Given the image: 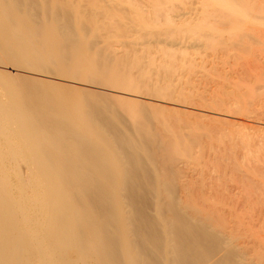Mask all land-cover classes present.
<instances>
[{"label": "bare ground", "instance_id": "bare-ground-1", "mask_svg": "<svg viewBox=\"0 0 264 264\" xmlns=\"http://www.w3.org/2000/svg\"><path fill=\"white\" fill-rule=\"evenodd\" d=\"M81 1L0 0V264H264V214L242 211L249 195L225 203L218 187L205 192L209 167L221 165L214 139L206 147L194 133L199 120L191 118L200 114L183 118L168 106L189 95L181 89L187 79L174 89L184 52L175 46L176 59L173 43L247 55L264 43V0H202L198 23L179 19L176 7L175 21L165 13L169 0H148L154 15L147 13H163V23L149 13L144 21L133 1L105 0L131 3L135 14L117 6L133 31L119 41L120 54L107 47L110 35H99L112 20L82 16ZM147 42H156L160 71L174 69L170 82L160 80L163 71L151 76L152 56L139 61L149 56ZM138 43L148 45L140 52ZM160 96L168 105L148 100ZM201 161L204 170L187 178ZM259 194L263 205L264 182Z\"/></svg>", "mask_w": 264, "mask_h": 264}, {"label": "rangeland", "instance_id": "rangeland-1", "mask_svg": "<svg viewBox=\"0 0 264 264\" xmlns=\"http://www.w3.org/2000/svg\"><path fill=\"white\" fill-rule=\"evenodd\" d=\"M59 1H60L61 5H64V4H62V2H63V3H65L66 6H68L72 0H59ZM91 1L90 0H82L81 1V3H82V9H81L82 16H88V15L90 16L91 15V17L93 16V18H94V16L96 15L98 17L99 21L103 20L104 22H108V19L112 20V23H110V25H112V24L113 25L112 26L109 25L110 27H108V26L105 27V28H107L106 30H108V28H109V30L108 31H106L105 29L101 30L99 32V35L105 40L110 35L111 41L106 43L107 47H111V48L115 47L116 49H118L117 53H119L121 50L123 51L126 47V46H122V45L119 46V44H118L119 41L126 39V35L128 38V33H129V35L133 34L132 29L129 30V27H128L129 25L125 26V24H123V22L125 20L122 21V18L120 17L122 14H120V13L125 12L124 13L125 15L127 14V11H128V13H131V12H129L130 8H131L130 2L133 1L132 2L133 7H137V8L140 7L141 8V9L139 8L140 13L142 10L146 14L145 15L143 12L141 13L142 15H145L144 19L141 16L142 19L144 21H145V19L148 20L146 18V16H148L147 14L149 13V16H151V14H150L151 12L147 13L148 7H149L148 10L152 11V14L154 13L152 9L150 10L151 6L149 5V3L152 2V4H153V2L157 1V0H154V1L151 0V2H149L148 0H145L146 3L148 2L147 3L148 5H146L144 0H130V2H129L130 5L124 4L122 2L123 1L122 0L121 2L123 4L122 3L121 4L124 6V7L122 6V8H121V4H119V3H114L115 5L109 3L110 4L109 5L108 2L104 3L105 0H102L103 1L101 3L102 5L100 4L101 8L99 7L101 10L98 7L97 8L95 7V6L99 5L101 0L100 1L91 0ZM128 1H126L127 4H128ZM97 2H99V3L97 4ZM136 2H138L139 4ZM169 2H170V4H167V5L169 7L171 4H173L174 9H172V10L174 11V14L171 13V12H173L171 10V8H173V7H171V6H170V8L165 9L166 12L165 11L164 12L167 14L169 13L170 17L175 19V21H178L179 19H182V18L183 19L186 18L188 21L190 19V22H191V19H193L194 22L198 23L197 18H198V20L201 18L199 16H200V13L202 12L201 8L203 7V5H202V7H200L201 6L200 3L202 4V0H183L184 3L183 2L181 3L180 0L179 1L173 0L172 2H171V0H169ZM94 3L96 5L94 6V8H92ZM103 4H105L107 6H104ZM117 4H119V5H117ZM141 4L145 5V8ZM174 4H176V6ZM111 5L116 7V8H114L115 10L113 9V11H112V9H111L112 7H109ZM177 5H178V7H177ZM180 5H181V7H180ZM103 6L105 8L107 7L108 11H110L109 9H111V11H112V12H110L111 15L108 14V12L106 14L102 15L103 14L102 12L105 13L107 11V9H105ZM117 6H120L121 9L125 8L124 12H123V10L118 11L119 9L117 8ZM175 7L177 9H179V10L176 9L178 11L177 12L178 16H179V13H181L180 14L181 18L179 16L178 20L176 18L178 16L176 14ZM181 8H183V9L185 8L184 12H183V9H181ZM92 9H94V10L96 9L95 12ZM116 9H118V10H116ZM186 9H187V11L188 10H190V11L187 12ZM90 10H92L93 12ZM102 10H104V11H102ZM131 11H133V9ZM89 12H91L93 14L96 13V14L92 15ZM132 13H131V15L129 14L131 16V18L135 16V14L134 13L132 14ZM182 13L184 15H182ZM84 14H86V15H84ZM124 14H123V16H124ZM160 14H161V12H160ZM160 14H159V16H157L159 18L157 21H160L163 23L162 19H163L164 14L163 13H162V15H160ZM107 15L110 17L112 16V17L110 18ZM105 16H107V17H105ZM152 16L149 17V20H150V18L151 19L153 18V20L155 21V19H157L156 13H155V17H152ZM182 16H184V17H182ZM209 18H211V17H208V19ZM212 20L213 19L211 18L210 21H208V22H210V24H213ZM157 21L155 23H157ZM121 22L124 25V27L122 26V24H121V26L119 25ZM147 22H149V21H147ZM258 27L259 26H257V29H258ZM260 28L264 29L263 26L259 27V29ZM222 29H225V28H222ZM130 33H132V34H130ZM223 33H224V31H223ZM251 33L249 35L253 36V35H251ZM153 43H156V42H151V44L148 43L149 44V45L147 44L148 46L144 43L148 47V53H149L148 55L149 56L145 57V55H147V52H142V55L137 53V56L140 55L139 61L143 62L144 64L146 63V61L148 59L147 57L151 58V56H152V58H153L152 60L155 59V61L153 64L154 66L151 65V68H150V70L152 69L151 70V73H152L151 76H154V74L157 72L159 73V76H160L161 71H163L164 68H162L163 66L157 67L156 65L157 64L159 65L163 61V59L160 57L159 53H157V51H158L156 49L157 45L156 44L152 45ZM144 44L141 45V43H140V45H139V43H138L136 47L139 48V50H140L144 46ZM173 45H174L173 47L171 46L173 48L172 52L175 53L174 56H176V59H178L180 57V61H181V62H178V60L176 61L177 63L180 64V65L178 64V66L176 68L177 71H175V72H177V73H174V74H176V77L173 73L171 74V72L174 70L172 68L167 69V71L171 75H173L175 77V79L171 75L168 76L169 73L168 74L165 73L166 72V66H165V70H164L165 72L163 71L162 76H160V77H163V75H164L163 73H165V75L166 74L167 75L164 78H160V80L161 79L164 80L167 77H170V79L168 78L169 80H173V79L177 80L176 86L174 87L175 84L172 83L173 84L172 87H174V89L179 90V88L182 86L180 83H184L183 81L187 79L186 82L183 84L184 86L186 85L187 87L183 86L184 89L181 88L183 96L184 95L187 96L189 94L184 99L185 103L183 102L184 100H182L183 97L182 98L180 97V96H182L181 95L182 93L179 94V97L181 98V99L179 98L180 104H178L179 102L178 103L176 102L173 105H168L167 102L164 101L166 99H162L161 96H160L161 97L160 99L159 98L148 99L147 97H141V98H144L143 100H145V101H146V99H148L149 101L150 100H152V101L156 100L157 104L162 103V104H167L168 106H173L174 112H175V110L177 111V106H178V109H179L178 112H180V114H181V112H185L187 110H188L189 114H192V115H199L200 114L197 117L195 116L196 119L197 118L198 119L194 120L193 118H191L192 115L189 117L187 115L188 112H185L184 113L185 115L183 116V118L184 117L185 118L186 117L191 118V122H193V123L195 121H198V120L200 121V122L198 121L199 124H198V122H195V125L197 124V126H199L197 128L195 126V129L197 131L200 130V132L199 131L197 132L195 130L196 132H194V133L195 134L199 133L200 137L202 139L208 140L207 144H208V142L210 144H208V145L206 144V147L211 146V143L214 142L210 148L212 151L215 150L217 153L220 154V157L218 160L221 163L218 171H216L213 168H211L212 169L211 170L209 167V170L207 172L208 174L206 177L207 178L214 177V178H212L213 180H211V178L208 179L209 185L207 184L208 186L207 185L205 186L207 188V190L205 188V190H206L205 191L203 188V191H205L206 193L208 191L207 194H209V196L211 197V196L215 195V193H214L216 191L215 188L218 187L219 190L216 191V195L219 194L218 196H221V198L223 197L222 199L225 200V203H229V201L235 202L236 198L245 200L246 197L244 198L242 196L249 195L248 196L249 199L244 201L243 202L244 205H242L243 207L246 206L247 208L245 207L243 209V207H242L241 208L242 211H246V212L249 211L248 215H250L251 214L250 212H252V211L254 212V210H255L254 213L252 212L251 216H254L256 218L259 217L260 219L263 218L264 216L261 217V214H264V211H263L264 208L262 207V206H264V200H263V205H262V198L260 197L259 189H260V183L264 182V55H263L264 54V43L256 44L255 49L252 48V52L251 51L248 52L247 55H246V53L241 54L240 56L238 55V57H237V54H235V50H233L234 49L233 47H232L233 48L232 49L231 46L229 47V45H228L229 49H224V48H222V46H224V45H221V43H219L217 45L219 47L221 45L222 49H220V48L217 49L218 48L217 47L215 49L214 48H208V50L206 47H204V45L202 48L201 42H198V44L192 43V42L191 43L188 42V44H187L185 42L184 44H182L185 46H182L181 44L178 45L175 43H173ZM139 46H142V47L140 48ZM175 46H177L178 48L182 47L183 50L181 48H180V50L182 51V53L184 52L183 58L186 60L183 59V63H185V65L182 63V56L181 55L179 57L177 56V51L179 52V49L177 50V47H176V52L174 51ZM204 49H206V50H204ZM141 50H143V49H141ZM141 50H140V52H141ZM221 51L224 53H222ZM182 53L180 52L179 54H182ZM250 53H251V55L248 56V54H250ZM184 54H187L188 56L187 55L184 56ZM224 54H225V56H224ZM198 55L199 56L202 55V57H199ZM244 55H246V57H244ZM204 56H207L205 58V60H204ZM211 56L213 58H211ZM220 56L222 57V59ZM185 57L188 58V62H186L187 58H185ZM226 57H227V59H226ZM228 57H229V59H228ZM198 58H200V59L202 58L201 61ZM214 58H216V59H214ZM233 59L234 60L236 59L235 62L233 61ZM239 59H241V60L239 61ZM156 60L158 63L156 62ZM206 60H208V61H206ZM237 60H238V63H237ZM249 60H250V62H248ZM197 61H199V62H197ZM246 61H247L248 65L246 64ZM201 62L204 64H201ZM251 62H253V63H251ZM163 63H161V64L163 65ZM233 63H235V64H233ZM249 63H251V64H249ZM164 65H166V63ZM186 65H188V67ZM246 65L249 68H247ZM155 66L158 68L159 71H160V67L163 70H161L159 72L157 70V68H155L157 70V71H155V69H154ZM179 66H186L188 69L186 67H183V68L180 67V69H182V70H180V69H178ZM185 68H186V70H185ZM199 68L204 69L205 71L204 70L201 71V69H199ZM249 69H251V70H249ZM187 70H188V75L186 74L187 75L186 76L185 73L187 72ZM178 71L181 74L180 73L178 74ZM183 71H184V73H183ZM177 77L180 79L182 78L183 80L182 79L178 80ZM169 80L166 79V81L170 82ZM166 81H165V83H166ZM162 84H164V83L162 82ZM178 84L180 85V87H178ZM172 87H171V89L170 88L169 89L172 90L173 92L170 90H168V91H169V93H173L172 96H175L179 92L177 91L178 93H176ZM185 89H187L186 92L188 91L187 92L188 94L183 91ZM170 95L171 94H169V96ZM165 98H166V96H165ZM187 101H188V103H187ZM181 102H183L184 104H182ZM154 103H155V101H154ZM181 104H182V106H181ZM185 104H188V105H185ZM174 105H176V106H174ZM179 107H181V108H179ZM183 108H185V109H183ZM187 120H188V124H189L190 119H187ZM181 121H183L181 123H184V120H181ZM202 129H205L204 132H206V130L208 131L207 133H209L211 135L212 140L210 139L211 137H209L210 136L209 134L204 135ZM195 134H192V135H195ZM199 134H198V136H199ZM212 134H215V135H212ZM195 136H197V135H195ZM203 136L205 138H203ZM207 136L210 140L207 138ZM215 136H216V141L214 138ZM190 138H192V137H190ZM213 139H214V141H213ZM191 165H192V168H191V166H189L191 169H188V173H186V172L185 173L183 172V173L185 175H187V178H191L194 181V179H196L198 176V174H197L198 170H201V169L204 170V168L202 166L203 162L201 161L200 163L191 164ZM183 173L181 172V176L183 175ZM208 175L210 177H208ZM249 184L251 186H249ZM210 185L211 186L213 185L212 187H214V189L210 188ZM208 189H210V190H208ZM227 191H228V194L231 196V198L228 197V195L226 193ZM238 196H240V198ZM259 198H261V200H259ZM250 200L252 202L249 203ZM239 201H241V200H239ZM251 203L252 204L254 203L253 205H255V204L256 205L253 206ZM248 205H250L249 208H248ZM250 207L253 210L250 209ZM258 209L260 210V213H258L259 212ZM257 213H258V216H257ZM255 214H256V216H255Z\"/></svg>", "mask_w": 264, "mask_h": 264}]
</instances>
